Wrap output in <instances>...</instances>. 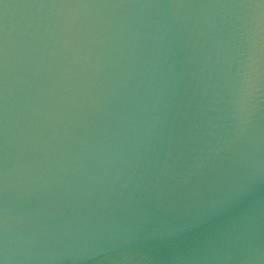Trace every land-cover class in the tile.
I'll use <instances>...</instances> for the list:
<instances>
[{"label":"water","instance_id":"obj_1","mask_svg":"<svg viewBox=\"0 0 264 264\" xmlns=\"http://www.w3.org/2000/svg\"><path fill=\"white\" fill-rule=\"evenodd\" d=\"M5 264H264V6L0 0Z\"/></svg>","mask_w":264,"mask_h":264},{"label":"snow or ice","instance_id":"obj_2","mask_svg":"<svg viewBox=\"0 0 264 264\" xmlns=\"http://www.w3.org/2000/svg\"><path fill=\"white\" fill-rule=\"evenodd\" d=\"M257 2L259 3V5L264 6V0H257ZM0 264H5L2 258H0Z\"/></svg>","mask_w":264,"mask_h":264}]
</instances>
